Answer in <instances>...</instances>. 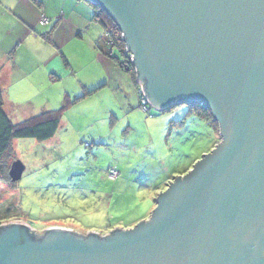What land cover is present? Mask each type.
I'll use <instances>...</instances> for the list:
<instances>
[{
  "label": "water",
  "instance_id": "water-1",
  "mask_svg": "<svg viewBox=\"0 0 264 264\" xmlns=\"http://www.w3.org/2000/svg\"><path fill=\"white\" fill-rule=\"evenodd\" d=\"M122 29L153 108H209L221 140L159 193L152 216L100 237L2 225L0 264H264V0H90ZM25 163L14 160L12 182Z\"/></svg>",
  "mask_w": 264,
  "mask_h": 264
},
{
  "label": "rangeland",
  "instance_id": "rangeland-1",
  "mask_svg": "<svg viewBox=\"0 0 264 264\" xmlns=\"http://www.w3.org/2000/svg\"><path fill=\"white\" fill-rule=\"evenodd\" d=\"M3 2L0 13L5 7L8 12L3 17L0 14V46L11 44L2 24L5 21L18 23L10 14L30 20H35L37 14L30 11V4L25 2ZM8 6L13 8L12 12ZM46 15L38 13L36 24L32 26L48 30L50 22L40 24L42 16L49 17ZM9 28L14 29L13 26ZM17 44L15 41L14 46ZM120 76L129 79L127 88L134 85L130 72H121ZM15 94L21 101L38 102V95L28 89H19ZM137 98L136 93L130 100L135 106L123 115L115 100L112 102L106 95L97 94L91 102L94 110L98 111L102 103L105 106L115 104L114 115L94 114L88 110L68 128L60 125L51 139H15L7 164L10 166L20 159L26 170L17 182L0 181V233L6 228L3 224L25 223L37 241L54 226L71 228L77 234L95 232L105 237L117 229L149 219L157 207L159 193L178 172L191 164L192 159L200 156L199 160L213 149L204 152L211 147L214 134L213 130H208L210 127L198 126L186 115L191 105L182 103L164 111L150 108L147 113L141 109ZM127 99L123 104L130 107ZM10 112L14 123L28 119L23 116L17 119L16 112ZM216 126L219 130L218 124ZM113 167L121 172L116 179L108 175Z\"/></svg>",
  "mask_w": 264,
  "mask_h": 264
},
{
  "label": "crops",
  "instance_id": "crops-1",
  "mask_svg": "<svg viewBox=\"0 0 264 264\" xmlns=\"http://www.w3.org/2000/svg\"><path fill=\"white\" fill-rule=\"evenodd\" d=\"M18 1L30 4L28 9L37 12L35 20L38 13L47 14L46 16H49L51 20L48 30L46 28L40 30L37 25L34 28L32 24L35 20L23 19L15 14L10 15L14 16L15 21L18 22L17 25L13 21L9 23L5 21L2 24L5 36L11 44L0 46V86L3 91L4 108L11 119L10 110L16 112L17 119L22 116L29 118L63 105L67 98L74 102L70 103L66 109L61 126L68 128L77 121L79 116L86 115L88 110H92L94 114L114 115L115 104L105 106V103H102L99 104L98 111L94 110L91 102H94L92 98L97 94L106 95L112 102L115 100L116 107L118 106V110L123 115L135 106L130 100L136 97V81L134 80L131 88H127L129 79L120 76V73L128 71L108 57L104 47H99V43L105 37V31L103 26L95 20L97 9L89 0ZM3 3V0H0V5ZM4 9L5 11L0 13L2 17L8 12L7 7ZM8 9L9 12L13 11L11 6H8ZM96 23L101 26V29ZM18 24L21 26L19 27ZM11 26L14 27L13 31L9 28ZM15 41L18 44L14 46ZM19 89H28L31 93H36L37 104L32 100L25 102L17 99L15 93ZM122 98L123 100L128 98L130 107L123 104ZM26 107L31 108L26 109ZM101 108H105L106 112H104L105 109L100 110ZM186 115L189 118L191 116V120L198 126H208L209 131L213 130V143L204 152L214 148L221 140V135L218 140L220 130L217 126L211 120L200 116L195 110L190 109ZM191 126L193 128L194 124L192 123ZM199 157L192 159L188 166L192 167Z\"/></svg>",
  "mask_w": 264,
  "mask_h": 264
},
{
  "label": "trees",
  "instance_id": "trees-1",
  "mask_svg": "<svg viewBox=\"0 0 264 264\" xmlns=\"http://www.w3.org/2000/svg\"><path fill=\"white\" fill-rule=\"evenodd\" d=\"M91 3L97 9L94 18L103 26L105 31V37L99 43V47H104L106 55L115 60L122 69L130 72L136 81L137 75L134 65L128 59L126 39L125 36L122 37V29L108 11L93 2ZM106 34H108L109 38L106 37ZM118 52L121 55H117ZM72 102L74 100L67 98L58 109L47 110L20 123H14L4 108L3 91L0 86V181H11L9 176L10 166L7 164L6 159L12 151L13 141L20 138H34L39 141L51 139L58 131L62 117ZM191 107V110L197 111L200 116L211 120L215 125L218 124L209 108L197 104L191 105ZM191 168V166L186 167L183 171L178 172V175L186 173Z\"/></svg>",
  "mask_w": 264,
  "mask_h": 264
},
{
  "label": "built area",
  "instance_id": "built-area-1",
  "mask_svg": "<svg viewBox=\"0 0 264 264\" xmlns=\"http://www.w3.org/2000/svg\"><path fill=\"white\" fill-rule=\"evenodd\" d=\"M50 20L51 19L49 17L42 16L41 19H40V24H42V25L48 24L50 22ZM106 37L109 38L108 34H106ZM122 37H124V33H122ZM126 49H127V47H126ZM111 52H113V50H111ZM127 55H128L129 61L133 64L134 55L128 49H127ZM136 81H137V93H138V97H139L140 107H141L142 110H144L145 112L149 113L150 112V108L153 107V106L150 103L149 97L144 92V87H143L144 82L140 81L137 78V76H136ZM119 174H120V171L116 167H113V168H111L109 170V176L111 178H113V179L117 178L119 176ZM54 228H61V229L72 231L71 228H67V227H61V226H56L55 227L54 226ZM92 233L96 234L95 232H92ZM88 234H90V233H88ZM96 235H98V234H96Z\"/></svg>",
  "mask_w": 264,
  "mask_h": 264
}]
</instances>
